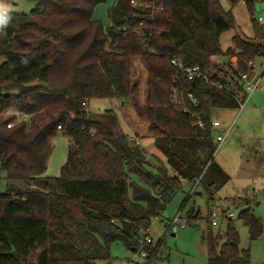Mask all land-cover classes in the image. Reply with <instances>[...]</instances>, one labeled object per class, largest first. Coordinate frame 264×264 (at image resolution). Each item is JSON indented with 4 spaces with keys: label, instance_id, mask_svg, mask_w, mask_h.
Here are the masks:
<instances>
[{
    "label": "trees",
    "instance_id": "obj_1",
    "mask_svg": "<svg viewBox=\"0 0 264 264\" xmlns=\"http://www.w3.org/2000/svg\"><path fill=\"white\" fill-rule=\"evenodd\" d=\"M106 1L37 0L29 14H9L0 28V112L28 116L12 129L0 120V184L6 183L0 190V264H97L110 260L117 243L132 253L143 249L151 261L162 239L145 244L150 222L181 183L200 186L212 202L229 180L213 160V113L238 109L246 97L240 77L250 71L249 62L264 57L255 0H226L228 11L220 0H116L104 25L93 13ZM238 2L257 43L236 35L233 48L223 52L219 39L235 28ZM134 58L147 70L145 111L153 146L164 158L155 167L135 142L114 131L113 112L98 122L83 106L134 96ZM175 59L197 67L209 83L188 80ZM57 132L71 144L59 176L45 177ZM13 181L28 188L14 190ZM237 219L250 240L259 237L262 223L248 209ZM239 242L228 223L218 252L208 241L206 264H250Z\"/></svg>",
    "mask_w": 264,
    "mask_h": 264
},
{
    "label": "rangeland",
    "instance_id": "obj_2",
    "mask_svg": "<svg viewBox=\"0 0 264 264\" xmlns=\"http://www.w3.org/2000/svg\"><path fill=\"white\" fill-rule=\"evenodd\" d=\"M37 0H0V12L3 6H8V14H29ZM116 0H107L96 7L93 17L104 25H108L107 10ZM225 11L231 7L226 0H220ZM232 13L235 28L221 35L219 42L223 52L233 48L232 38L236 35L250 41L255 40L249 14L243 2H238ZM253 19L263 20L264 0H255L253 5ZM264 28V27H263ZM226 58H218V62H225ZM4 59L0 57V65ZM231 60V64H233ZM264 63V58H256L255 65ZM131 80L135 86L134 96L124 100L101 99L92 100L88 104L91 120L107 121V112H113L116 128L119 133L128 137L129 143H137L147 156L150 164L155 167L164 163L163 156L154 148L153 137L149 131L152 118L146 113L147 70L140 58L131 62ZM264 102V100H263ZM248 107V106H247ZM246 108V107H245ZM250 109V106H249ZM240 112L234 110H217L213 118L225 130L231 124L233 129L229 137L213 154V160L229 176L226 182L215 194L211 204L207 202L200 186L182 182L170 201L166 204L159 217L150 222L148 237L154 246L162 239L155 258L149 261L137 259L139 264H206L209 257L208 241L211 239L218 252L225 241L227 224L231 223L239 235V249L249 250L250 264H264V103L255 112ZM112 117V116H111ZM240 128V129H239ZM138 140V141H137ZM71 142L60 132L52 140V150L46 162L45 177L56 178L66 161L67 150ZM9 186L14 190L24 191L28 184L13 181ZM6 183L0 184V190H5ZM219 214L211 220L210 214L215 209ZM189 221L184 229L179 226L168 231V225L175 215L182 211ZM249 210L262 223V231L256 240H250L246 226L237 219L239 212ZM197 212V214H194ZM230 213L231 216H227ZM199 216L195 219V216ZM213 221V224H212ZM135 253L127 250L122 244L110 247V260L97 264H128Z\"/></svg>",
    "mask_w": 264,
    "mask_h": 264
},
{
    "label": "built area",
    "instance_id": "obj_3",
    "mask_svg": "<svg viewBox=\"0 0 264 264\" xmlns=\"http://www.w3.org/2000/svg\"><path fill=\"white\" fill-rule=\"evenodd\" d=\"M131 3L133 5L136 4L135 1H131ZM256 22L259 26H263V21L261 18H259ZM235 62H236V60H234V62L232 64L234 67H235ZM172 64L175 66H178L180 68V71L186 73L188 80H192L195 77H197V78H202L204 80V82L209 83V79L205 75H203L197 67L185 68L176 59L172 60ZM248 66L252 67L253 63L249 62ZM259 80L260 79H255V80L249 79L247 75H243L240 77V83H241L242 88L246 94V97L243 101H238V109L236 111L240 112L243 110L249 96L258 88ZM211 84L218 87L219 89H221V86L219 84H216V83H211ZM189 97H191V96H189ZM193 102H195V101H193ZM83 106L85 107V112H88V108L84 104H83ZM0 120L6 121V128L12 129L15 126V124H17L19 122H27L28 116L26 114H22L16 110H10L9 109V110H5V111L0 112ZM220 125L221 124L218 122V120L212 121V128L216 131V134L214 136V140L216 143V150L229 137V134L231 133L232 128H233L231 125L227 129L221 130V129H219ZM59 130H60V127H57V131H59ZM209 203L211 204V201H209ZM218 214H219V211L216 208L210 214L211 220H214V218H216ZM227 216L230 217L231 214L228 213ZM186 222H187L186 218L183 217L182 211H179L175 215L174 219L172 221H170V223L168 224V231H171L173 228H175L177 226H179L181 229H184L186 226ZM212 224H213V221H212ZM144 241H145L146 245L152 244V240L149 237L145 238ZM145 257H147L145 252L143 251V249H140L135 253L134 257L128 262V264H139L137 259H139V258L144 259Z\"/></svg>",
    "mask_w": 264,
    "mask_h": 264
},
{
    "label": "crops",
    "instance_id": "obj_4",
    "mask_svg": "<svg viewBox=\"0 0 264 264\" xmlns=\"http://www.w3.org/2000/svg\"><path fill=\"white\" fill-rule=\"evenodd\" d=\"M263 30H264V28H263ZM251 42L257 43L256 38H255L254 41H251ZM232 60L234 61L235 58H233ZM247 76H248L249 79H252V80L260 79L259 80L258 88L249 96V98L246 101V104H245V106L243 108V110H245V109L247 110V109H249V106H250V109L248 111L255 112L253 109L259 108L264 103L263 102V100H264V63L263 62H260L259 64L255 65V63L253 62V66L251 67V69L248 72ZM230 126H231V124L228 127H230ZM192 211H193V209L189 211V213L187 215V218L190 216V214L192 213ZM194 214H197V212H194ZM166 227L168 229V225L167 224H166L165 228Z\"/></svg>",
    "mask_w": 264,
    "mask_h": 264
},
{
    "label": "clouds",
    "instance_id": "obj_5",
    "mask_svg": "<svg viewBox=\"0 0 264 264\" xmlns=\"http://www.w3.org/2000/svg\"><path fill=\"white\" fill-rule=\"evenodd\" d=\"M8 6H3V11L0 12V28L7 26L12 17L8 14Z\"/></svg>",
    "mask_w": 264,
    "mask_h": 264
}]
</instances>
